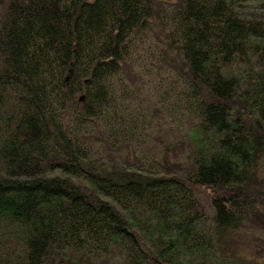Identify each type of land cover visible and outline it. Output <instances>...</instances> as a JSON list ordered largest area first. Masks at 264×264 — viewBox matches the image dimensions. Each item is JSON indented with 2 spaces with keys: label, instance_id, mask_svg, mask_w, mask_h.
Returning a JSON list of instances; mask_svg holds the SVG:
<instances>
[{
  "label": "trees",
  "instance_id": "obj_1",
  "mask_svg": "<svg viewBox=\"0 0 264 264\" xmlns=\"http://www.w3.org/2000/svg\"><path fill=\"white\" fill-rule=\"evenodd\" d=\"M263 155L264 0H0V264H243Z\"/></svg>",
  "mask_w": 264,
  "mask_h": 264
},
{
  "label": "rangeland",
  "instance_id": "obj_2",
  "mask_svg": "<svg viewBox=\"0 0 264 264\" xmlns=\"http://www.w3.org/2000/svg\"><path fill=\"white\" fill-rule=\"evenodd\" d=\"M169 160L168 164L174 166L172 162L179 164L183 157L169 155ZM260 161V168L252 171L249 181L251 198L253 195L252 207L247 210L239 226L222 229L216 240L220 254L243 264H264V155ZM182 168L181 171L184 170ZM199 199L208 207V188H201Z\"/></svg>",
  "mask_w": 264,
  "mask_h": 264
},
{
  "label": "water",
  "instance_id": "obj_3",
  "mask_svg": "<svg viewBox=\"0 0 264 264\" xmlns=\"http://www.w3.org/2000/svg\"><path fill=\"white\" fill-rule=\"evenodd\" d=\"M80 97H82V96H80Z\"/></svg>",
  "mask_w": 264,
  "mask_h": 264
}]
</instances>
